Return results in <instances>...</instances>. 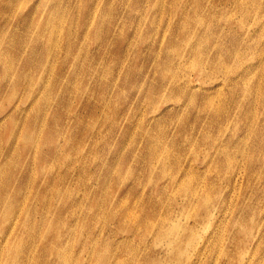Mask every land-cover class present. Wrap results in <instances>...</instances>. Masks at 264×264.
<instances>
[{
  "label": "rangeland",
  "instance_id": "obj_1",
  "mask_svg": "<svg viewBox=\"0 0 264 264\" xmlns=\"http://www.w3.org/2000/svg\"><path fill=\"white\" fill-rule=\"evenodd\" d=\"M0 264H264V0H0Z\"/></svg>",
  "mask_w": 264,
  "mask_h": 264
}]
</instances>
